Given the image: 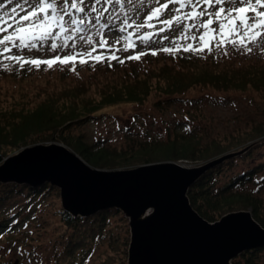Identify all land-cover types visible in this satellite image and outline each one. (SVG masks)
<instances>
[{"label": "trees", "instance_id": "1", "mask_svg": "<svg viewBox=\"0 0 264 264\" xmlns=\"http://www.w3.org/2000/svg\"><path fill=\"white\" fill-rule=\"evenodd\" d=\"M143 57L139 65L131 60L88 65L86 71L66 73L47 84L28 82L33 79L30 68L0 65V163L23 147L51 142L63 143L91 166L104 169L166 160L195 166L243 149L204 171L188 187L187 197L208 221L248 210L264 227V156L247 166L264 147V119L211 136L200 117L192 115L184 131L145 139L128 133L120 144L90 142L77 131L86 120L103 117L105 106L120 102H150L164 109L196 90L255 91L264 100V58L175 52ZM240 163L244 168L235 169ZM20 240L28 245L23 256L35 255L32 264H127L129 218L117 207L75 216L62 207L59 188L50 182L0 181V244ZM263 251L264 244L245 249L230 264H264Z\"/></svg>", "mask_w": 264, "mask_h": 264}, {"label": "rangeland", "instance_id": "2", "mask_svg": "<svg viewBox=\"0 0 264 264\" xmlns=\"http://www.w3.org/2000/svg\"><path fill=\"white\" fill-rule=\"evenodd\" d=\"M40 2L43 3L44 0H40ZM47 2L58 3L59 0H47ZM182 2L187 4L188 0H171V3H169V0H99V3H97V0H84L85 11L83 13L77 12L75 13V16L91 21L90 24L85 25V28L87 29L86 31L60 33L59 36H50L40 43L32 41L33 43H36L35 48H19L13 47L9 44L8 47L11 48V52L8 54H4V45H0V65L1 67H4V64H8V68L11 66H17L19 69H24L26 67L30 68L33 70V79H28V82L47 84L55 83L56 80L59 79L58 77L65 75L66 73L71 75L77 70L82 72L86 71L88 65L95 66L110 64L117 60H131L134 64L139 65L146 53H165L163 49L166 47L174 49L179 47V51L173 52L194 54L202 57H227L238 59L239 57L253 56L264 58V44L261 43L260 39H257L256 42L248 43V47L252 48L251 52H247L242 46H234L231 42H221L218 29L219 22H216L214 17V23L211 28L216 29V34L215 38L209 41L211 51L207 48L199 53L194 51H184L183 49L188 44H192L193 47L196 48L201 47L199 36L203 34L205 29L198 27L184 29L183 24L192 25L194 23L199 25L206 21L208 17L201 16L195 21H183L180 25L182 31L179 34L174 31L177 27L175 23L172 28L165 27L161 21L170 19L173 15H177L175 9L179 8ZM199 2L201 4L203 3L201 11H204L205 9L208 12H215L219 7L228 9L232 5L240 6L236 4V0H224L223 5L212 3L208 7H205L204 0H199ZM165 3L169 4V9L162 12L159 17H154L150 21L154 24L153 28H156V31L151 35V39L148 43H142L138 37L143 36L142 32L147 29L145 27V24L149 22L147 16L151 15L152 9ZM36 4L37 0H0V29L5 30L0 31V39H2L4 35L11 34L18 27L26 26L29 22L23 21L21 17L33 11V5ZM92 7H95L97 12H103V15L97 17V12L91 11ZM105 9H107V11H104ZM57 11H60V9H57ZM191 11V5L181 9V13H188ZM47 14L50 15L51 10H49ZM61 14L63 13L61 12ZM38 15L43 18L45 13H38ZM248 15L251 16L253 14L248 13ZM69 19L70 17L65 16V21H68ZM238 23L239 21H237V24ZM140 24H143L144 26L138 28L137 25ZM65 27L67 28L68 25L65 24ZM125 28L126 31L124 30ZM161 28H165V30L160 32L159 29ZM51 31H59L58 26H54ZM104 33H107V35H102ZM66 35L71 36V39L67 41V45L64 44V37ZM81 35L85 37L91 36L92 42L90 44H85L78 39ZM117 36L121 38L120 42L114 43ZM165 36H167L168 39H164L163 37ZM184 36L187 38H183ZM193 36L197 37V39H192ZM124 37H128V39L125 40ZM101 39L107 40L108 46L100 48L97 42ZM228 39V37H225L226 41ZM53 43L60 46L52 49L50 46ZM125 45H127V50H125ZM94 47L96 48V51L93 53V56L103 55L105 57L104 60L97 62L95 59L84 55L85 53L92 52ZM141 52H143L144 55L140 56L139 59H128L129 56H135ZM113 53L118 59H108ZM6 55L20 56L23 60L41 61L54 59L56 56L63 58L65 55H76L82 56L87 60V63L81 64L78 58L67 64L57 62L51 67L44 63H41L39 66L25 63L23 67H20L18 62L6 59ZM102 111L104 112L103 117L86 120L85 123L77 128V131L83 133L85 139L90 142H94L98 139H106L111 144H120V142H125V136L128 133L133 134L140 139H145L151 137L165 138L174 131H184L193 121L192 115L200 117V122L207 126L211 136L226 134L264 119V100L255 91L227 92L196 90L178 96L167 104L164 109H159L150 102L144 105L120 102L107 105ZM186 117L187 119H185ZM18 151L19 150L14 153ZM263 152L264 147L254 152L251 155L247 166L261 160L264 156ZM14 153L10 155H13ZM176 163L186 167L193 166L186 161H177ZM234 168L242 170L244 164L240 163ZM263 190L264 186L260 191ZM29 229L31 230L32 228L30 227ZM30 233L31 232L28 234ZM23 246L28 245H23L21 240L13 245L0 244V261L4 260V263L1 264H10L16 257L21 259H19L18 264H32L31 259H33L35 255L30 254L29 256L24 257V252L27 250ZM262 257L264 260V251Z\"/></svg>", "mask_w": 264, "mask_h": 264}, {"label": "water", "instance_id": "3", "mask_svg": "<svg viewBox=\"0 0 264 264\" xmlns=\"http://www.w3.org/2000/svg\"><path fill=\"white\" fill-rule=\"evenodd\" d=\"M242 151L192 167L166 161L104 169L63 143H36L0 163V181L50 182L59 188L62 207L75 216L121 209L130 227L127 264H230L241 251L264 244V227L248 210L208 221L191 206L187 190L204 171Z\"/></svg>", "mask_w": 264, "mask_h": 264}, {"label": "snow or ice", "instance_id": "4", "mask_svg": "<svg viewBox=\"0 0 264 264\" xmlns=\"http://www.w3.org/2000/svg\"><path fill=\"white\" fill-rule=\"evenodd\" d=\"M204 2L208 5L215 3L216 5H223L224 0H204ZM99 3V0H97ZM171 3V0H169ZM236 4L240 6L232 5L228 9L224 7H219V9L215 12H207V11H196V8L199 5V0H188V3H181L180 7L175 9L177 15L171 16L170 19L162 20L161 23L167 27L172 28L173 24L177 25L176 29L174 30L177 34L181 33L182 28L180 25L185 20H192L195 21L197 18L201 16H207L208 19L202 22L199 25L192 24L191 27H198L205 29L203 34L199 36V41L201 42V47L196 48L193 47L192 44H188L183 50L184 51H194V52H203L205 48L211 51L209 46V41L215 38L216 29L211 28L214 23V19L216 22H219L218 29L219 35L221 38V42H231L234 46H242L245 48L247 52H251L252 48L248 47L249 42H256L257 39H260L261 43L264 44V0H236ZM191 5L192 11L188 13H181V9L185 8L186 6ZM34 10L29 12L27 15L21 17V19L25 22H29L26 26L18 27L14 32L11 34L4 35L2 39H0V45H4V54H8L11 52V48L8 47L11 44L13 47L19 48H35L36 43H40L45 41L50 36H59L60 33H75V32H84L87 29L85 28L86 24H90V20H86L84 18H78L75 16V13H83L85 11L84 0H59L58 3L55 2H47L44 0L43 3L40 0H37V4L33 5ZM60 9V11H57ZM169 9V4H161L159 7H155L151 11V15L147 17L148 21L150 22L154 17H159V15L164 12L165 10ZM51 10V14L48 15L47 13ZM92 12H97L95 7L91 8ZM104 11H107L105 9ZM61 12L63 14H61ZM38 13H45L43 18H41ZM248 13H252L253 15L249 16ZM103 15V12H97V17ZM65 16L70 17L68 21H65ZM237 21L239 23L237 24ZM65 24L68 27H65ZM54 26H58L59 31L53 32L51 29ZM143 24L137 25L138 28L143 27ZM151 26V25H149ZM190 26L188 24H183V28L187 29ZM126 31V28L124 29ZM165 28L159 29L160 32H163ZM0 31H5L4 29H0ZM102 35H107L104 33ZM225 37L229 39L226 41ZM234 37V38H233ZM164 39H168L167 36L163 37ZM183 38H187L184 36ZM71 39L70 35H66L64 37V44L67 45V41ZM79 40L83 41L85 44H90L92 42L91 36H79ZM120 37L117 36L114 43L120 42ZM125 40L128 37H124ZM142 43H148L151 39V34H145L144 36L138 37ZM192 39H197V37L193 36ZM35 41L36 43H33ZM178 43V42H174ZM100 48H104L108 46L107 40L101 39L97 42ZM53 43L50 47L55 49L59 47ZM118 50V49H117ZM125 50H127V45H125ZM180 48L176 47L169 48L166 47L163 49L165 52H173L179 51ZM96 51L94 47L92 52L85 53L84 55L88 56L89 58L95 59L97 62H100L105 59L103 55L93 56V53ZM153 55L156 52L152 53ZM144 55L143 52L135 55L129 56L128 59H139L140 56ZM6 59H10L12 61L18 62L20 67H23L25 63L33 64L39 66L41 63L48 65L49 67L53 66V64L59 62L61 64H67L71 61H75L79 58V62L81 64L87 63L82 56H69L65 55L63 58L60 56H56L54 59L50 60H23L20 56H5ZM108 59H118L115 54L113 53L108 57ZM123 63V60L119 61ZM5 68H8V64L3 65ZM74 70V68H73ZM187 119V117L185 118Z\"/></svg>", "mask_w": 264, "mask_h": 264}, {"label": "flooded vegetation", "instance_id": "5", "mask_svg": "<svg viewBox=\"0 0 264 264\" xmlns=\"http://www.w3.org/2000/svg\"><path fill=\"white\" fill-rule=\"evenodd\" d=\"M203 4V3H202ZM200 2H199V5H198V7L196 8V11L197 12H199V11H201V8H202V5ZM204 4H205V7H208L209 5L208 4H206L205 2H204ZM204 11H207V10H205L204 9ZM182 12H184V11H182ZM208 12V11H207ZM148 17V16H147ZM185 21H187L188 22V20H185ZM149 25H151V26H149ZM189 25H191V24H189ZM145 27L147 28L146 30H151L153 33L156 31V28H153L154 27V24L152 23V22H147L146 24H145ZM191 27V26H190ZM152 33V34H153Z\"/></svg>", "mask_w": 264, "mask_h": 264}]
</instances>
